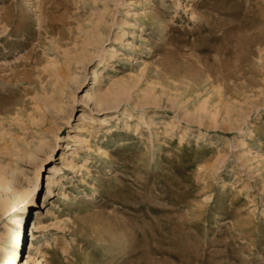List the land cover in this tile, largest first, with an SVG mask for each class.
I'll use <instances>...</instances> for the list:
<instances>
[{
    "label": "rangeland",
    "instance_id": "obj_1",
    "mask_svg": "<svg viewBox=\"0 0 264 264\" xmlns=\"http://www.w3.org/2000/svg\"><path fill=\"white\" fill-rule=\"evenodd\" d=\"M6 177L0 263L264 264V0H0Z\"/></svg>",
    "mask_w": 264,
    "mask_h": 264
},
{
    "label": "bare ground",
    "instance_id": "obj_2",
    "mask_svg": "<svg viewBox=\"0 0 264 264\" xmlns=\"http://www.w3.org/2000/svg\"><path fill=\"white\" fill-rule=\"evenodd\" d=\"M101 35L102 34H100L99 37ZM99 41H101V40H99ZM87 98H91V97L88 95ZM110 101H112V100H110ZM103 102H104V100H100L98 103H103ZM51 192H52V189L49 188L48 193L50 194ZM27 197H28V195H26V193L23 190L21 191V190H18L14 187L12 178L6 177L4 180L0 179V211L1 212L9 211L10 208L12 207V206L11 207L9 206L10 203L12 201H15L16 199L20 198V201L23 203L28 202ZM45 201H46V197L44 196L43 202H42L43 204L41 207H43V206L45 207V204H44ZM36 212H37L36 217L35 218L33 217L34 223H33L32 230H31L32 238L35 237L34 229L37 230L39 227H41L40 226V224H41L40 219H41V213L42 212L39 211V208L36 209ZM18 223H19V227H20L19 233H17L18 231L14 232V230L13 231L9 230L7 233V236L11 240V242H10V245L8 247L7 246L2 247L3 258H1L0 264H16L17 263V258L19 256V252H20V248H21V244H22V239H23L22 231L24 228L23 224H21V221H19ZM29 226L30 225H28V229H29ZM27 246H28V242H27L26 248H27ZM31 248H34L33 242L30 245V249Z\"/></svg>",
    "mask_w": 264,
    "mask_h": 264
}]
</instances>
